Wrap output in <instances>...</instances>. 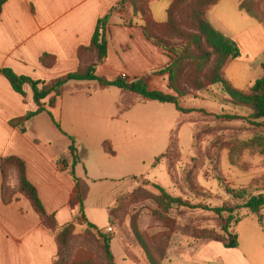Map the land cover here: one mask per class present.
I'll return each instance as SVG.
<instances>
[{"label": "crops", "instance_id": "0c3cea01", "mask_svg": "<svg viewBox=\"0 0 264 264\" xmlns=\"http://www.w3.org/2000/svg\"><path fill=\"white\" fill-rule=\"evenodd\" d=\"M121 1L7 0L0 17V70L11 69L20 76L50 82L86 69L97 59L85 57L81 62L78 55L80 48L91 44L99 19ZM153 1L156 0H150L149 3L153 19L161 24L166 23L168 15L157 16L152 7ZM222 1L212 6L207 13L210 23L218 31L210 19V13ZM243 1H238V10L247 14L240 9ZM172 2L167 0L168 9ZM258 9L262 21L251 18L264 26V0L259 1ZM143 25L142 19L133 14L129 4L112 13L108 54L99 65L97 75L111 81L125 75V80L129 82L150 75L151 90L171 93L167 76H162L164 82H159L157 87L158 78L151 75L165 68L170 59L146 38ZM44 55L56 57L53 67L47 68L41 63ZM233 61L230 60L224 67L225 78L235 89L248 91L255 82H243L236 75H229V66ZM74 83L69 82L64 87L63 96L55 108L47 106V111L33 118L26 132H23L12 127L10 122L37 110L33 92L29 86H25L24 98L0 74V164L9 157H17L25 163L28 180L36 188L46 212L56 218L60 228L73 222L83 224L84 215L98 231L113 236L116 229L114 224H110V212L121 195L128 192L127 183L133 176L128 161L119 159V155L132 146V142L127 139L128 122L124 118L134 108L119 110L117 101H113L116 92H107L109 89H119L117 87H103L96 81ZM165 83L168 89H164ZM119 90L125 95H136ZM112 106L117 109H112ZM57 122L62 131L57 128ZM71 138L75 139L73 143ZM105 145L114 152L113 155L105 151ZM73 146L79 155H83L75 167L78 184L60 162L65 157L71 163L70 149ZM13 185L19 186L17 177ZM4 192L0 168V264H54L59 251L56 235L43 226L27 199L18 195L16 199L5 203ZM247 219L236 227L239 248L226 249L222 244L208 242L185 250L183 257L189 262L180 263L264 264V241L262 246L255 248L254 240H244L239 234L241 225ZM260 228L264 233L261 225ZM114 241L112 237L116 263L128 264L131 253L124 248L118 250L122 255L117 257ZM87 259V253L80 252L74 262Z\"/></svg>", "mask_w": 264, "mask_h": 264}, {"label": "rangeland", "instance_id": "374dc122", "mask_svg": "<svg viewBox=\"0 0 264 264\" xmlns=\"http://www.w3.org/2000/svg\"><path fill=\"white\" fill-rule=\"evenodd\" d=\"M238 1L223 0L213 7L210 19L241 54L229 66L228 74L236 75L243 82L247 80L254 83L262 79L264 74V26L241 13ZM152 7L157 16H167V0L153 1ZM184 17L182 10L178 13L182 25ZM155 73L151 75L157 76L154 78H158L156 85L159 87V82L163 79ZM164 85V89H168L167 84ZM109 90L108 93H117L114 94L113 101H117L119 110L134 108L124 118L129 123L126 124L127 139L132 142V146L119 155V159L128 161L130 174L133 176L127 183L128 192L121 195L112 209L115 214L110 224H114L116 229L113 236L89 229L85 222L76 224L69 246L70 264L90 260L95 264H109L100 232L111 240L112 237L115 238L117 257L122 255L118 250L126 248L131 253L128 264H150L145 250L133 233L134 219L140 233L153 250L162 246L165 235L169 234L162 264L189 262L183 257L185 250L212 242L206 239L207 234L222 235L220 218L202 208H234L236 204L228 195L227 189L249 188L252 194H264V146L239 149V142L253 138L255 131L245 122L215 117L234 112L233 107L226 103L228 96L218 86L200 93L190 92L187 88L189 95L181 99L180 105L185 109L197 110L189 114L179 112L172 104L143 101L139 96L125 95L119 89ZM111 108L117 109L116 106ZM134 114L136 116L133 118ZM73 140L75 141L71 138L72 143ZM7 173L4 184L6 198L12 201L18 195L24 197L19 192V186L13 185L14 179L18 178L17 170L10 167ZM158 188L164 189L173 198H181L189 206L174 207L168 213H162L163 217L155 215L156 211L162 212L156 201L161 196ZM195 206L202 208H194ZM241 214L245 215L247 211L243 210ZM262 214L264 216V210L261 216ZM236 227L233 226L232 230L236 231ZM239 234L244 240H254L255 248L262 246L264 241V233L255 216H248L241 225ZM80 252H86L89 259L74 262Z\"/></svg>", "mask_w": 264, "mask_h": 264}, {"label": "trees", "instance_id": "16d2710c", "mask_svg": "<svg viewBox=\"0 0 264 264\" xmlns=\"http://www.w3.org/2000/svg\"><path fill=\"white\" fill-rule=\"evenodd\" d=\"M220 1L222 0H173L167 12L168 20L166 23L161 24L152 17L149 6L150 0H122L107 15L99 19L91 44L88 47L80 48L78 55L81 62L85 57L97 59L95 63L86 69L66 74L50 82L35 80L28 76H20L11 69L0 70V74H3L11 83L13 89L24 98H26L24 87L29 86L33 92V101L37 106L36 111L28 112L25 116L12 120L10 122L11 126L26 132L28 123L36 116L47 111V106L50 109L55 108L58 100L63 96L64 87L69 82L96 81L103 87H117L126 92L139 95L146 101L175 105L176 109L184 114L197 111L185 109L180 105L181 99L188 96L189 91L196 93L208 92L212 87L218 86L228 96L229 99L226 103L233 107L234 112L216 115L215 117L226 121L245 122L250 129L255 131L253 138L239 142L240 150L252 146H260L262 148L264 146V78L256 81L248 91L235 89L225 78L224 67L230 60L238 59L241 54L238 48L220 31L216 30L208 19L207 13L209 9ZM259 1L261 0H244L240 5V9L245 11L250 17L262 21L258 9ZM6 2L7 0H0V17ZM126 4L131 6L136 17L142 19L146 38L168 55L169 64L155 74L168 77L171 93L152 91L149 87L150 75L130 82L122 77L111 81L100 78L97 75L99 65L106 60L108 54V31L111 15ZM182 10L185 13L184 25L180 23L178 18V13ZM41 63L45 67L51 68L56 63V57L44 55L41 58ZM187 88L190 90L188 91ZM201 112L206 113L204 111ZM57 127L62 131L59 125ZM104 148L106 152L111 155L114 154L107 145ZM70 155L71 163L65 157H62L60 162L65 165V170L78 184L79 180L75 175V167L83 155H79L74 146L70 149ZM231 161L234 162L233 159ZM10 167L17 170L19 192L31 203L43 226L56 235L59 251L54 264H70L69 246L76 228V222L63 228L58 226L56 218L46 212L36 188L28 180L25 163L17 157H9L1 161L3 190L7 180V171ZM158 189L161 192V196L156 201L162 212L156 211L155 215L163 217L162 213H168L174 207L189 206L181 198H173L164 189ZM250 192L252 191L249 188L227 189L228 195L232 198L233 203L236 204L234 208L228 206L214 208L208 206L204 208L202 206L194 207L216 214L222 222V235L207 234L206 239L222 244L226 249H237L240 245L239 235L232 230L233 226L239 225L248 216L255 215L258 217L260 225L264 228V218L261 216V212L264 210V194H252ZM78 198L81 201L80 194ZM3 201L5 203L11 202L10 199L6 198L5 194ZM243 210H246L247 214L242 215L241 211ZM81 211H83L82 201ZM235 211H237L236 214L234 213ZM114 212V210H111V216L115 214ZM226 214L227 217L225 216ZM83 219L89 229L98 231L84 215ZM132 229L139 245L145 250L149 263L162 264L169 241V234L165 235L161 243L165 247L158 246L153 250L140 233L136 219L132 222ZM100 237L103 239V249L108 263L115 264L111 238L101 232ZM75 264H95V262L90 260Z\"/></svg>", "mask_w": 264, "mask_h": 264}, {"label": "built area", "instance_id": "2783aa9c", "mask_svg": "<svg viewBox=\"0 0 264 264\" xmlns=\"http://www.w3.org/2000/svg\"><path fill=\"white\" fill-rule=\"evenodd\" d=\"M121 77H122L123 79H126V76H125V75H122Z\"/></svg>", "mask_w": 264, "mask_h": 264}]
</instances>
